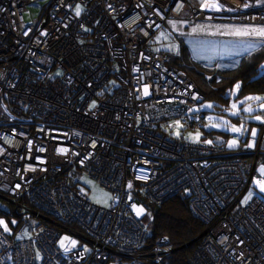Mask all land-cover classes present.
<instances>
[{"label": "built area", "instance_id": "1", "mask_svg": "<svg viewBox=\"0 0 264 264\" xmlns=\"http://www.w3.org/2000/svg\"><path fill=\"white\" fill-rule=\"evenodd\" d=\"M169 22L264 25V0H0V216L18 221L0 224V264H161L172 250L146 245L133 208L178 194L204 226L189 264H264V200L241 204L262 182L261 142L174 135L198 128L204 96L156 47ZM72 169L108 207L69 185Z\"/></svg>", "mask_w": 264, "mask_h": 264}, {"label": "rangeland", "instance_id": "2", "mask_svg": "<svg viewBox=\"0 0 264 264\" xmlns=\"http://www.w3.org/2000/svg\"><path fill=\"white\" fill-rule=\"evenodd\" d=\"M194 6L198 5L200 0H189ZM46 1H41L38 5L29 6V12L32 17H37L40 14L41 8L45 5ZM195 3V4H193ZM77 8L81 9L80 14H76ZM75 15L80 16L83 9L76 5L72 11ZM189 24H184L178 22L166 23L164 30L157 34L155 38L156 47L159 50L167 51L171 53V56H175L179 53L180 46H184L189 53L190 58L193 62L201 65L205 68H214L216 70H225L234 68L237 66L242 59H246L251 56L252 53L264 48V37L256 35L253 30L264 29V25H228V24H201L193 35H189L187 30ZM183 27V28H182ZM237 31L241 33L247 31L251 34L249 35H237ZM261 70H264V65ZM208 77L211 73L206 72ZM238 89L233 86L231 92L229 93L230 101L228 108L219 106L210 101H204L199 104L194 112L202 114V120H200V125L195 130H185L183 133L178 130H174L175 136L183 137L185 140L190 142H204L209 143H219L225 144L229 149H235L237 147V142L235 147H229V143L232 142L228 140L229 135H238L249 133V137L253 138L252 131L256 132V139H252L248 145L251 147L256 146L261 142L264 147V116L262 113L264 108L261 104H264L261 100H247V97H260V96H238ZM239 97V98H238ZM212 105V107H208ZM233 105H236L233 108ZM251 106V112H245L244 109ZM236 112V115L232 113ZM259 116L260 119H256ZM239 120H236V119ZM262 126V127H261ZM261 127V129H260ZM233 128L241 129L239 132L233 131ZM183 129V128H181ZM260 129V131H259ZM259 132V133H258ZM198 135V139H197ZM248 136L245 139L249 140ZM264 149L260 150V152ZM256 169V167H255ZM68 183L71 186H77V188H82L88 193L89 200L92 204L100 207H108L112 201V194L101 190L98 185L90 179L87 174L82 170L72 169L67 175ZM252 186H257L252 184ZM259 187V185H258ZM253 188V187H252ZM249 189L241 201L244 205L253 197V190ZM257 189V195L262 196V191L260 187ZM255 195V194H254ZM264 200V196L261 197ZM2 204H5L2 203ZM143 209V212L138 214L137 210ZM133 212L137 217L146 218L144 223L145 229L148 228V223L151 222V214L141 205H135ZM7 220L11 222L12 225L17 224V220L14 218H5L0 216V221L4 229L5 226L7 230H11L9 225L7 226ZM71 236L67 233L61 234L59 240L57 241V246L62 250L67 249V245L71 240ZM109 264H139L124 261L123 263L111 262Z\"/></svg>", "mask_w": 264, "mask_h": 264}, {"label": "trees", "instance_id": "3", "mask_svg": "<svg viewBox=\"0 0 264 264\" xmlns=\"http://www.w3.org/2000/svg\"><path fill=\"white\" fill-rule=\"evenodd\" d=\"M171 65L184 72L194 82L204 96V101L228 108V95L237 84L240 85L239 97H264V70H261L264 65V48L242 59L234 68L216 70L193 62L186 48L180 46L179 53L171 56ZM205 71L211 73V76L208 77ZM258 113L264 116V111ZM202 118L200 114V119ZM239 156L246 158L245 154ZM143 206L151 214V222L146 229V245L151 247L157 238H164L172 250L170 254L163 256L161 264H189L188 259L195 247L193 241L203 231L204 226L190 211L188 197L178 194L159 205L144 201ZM140 220L143 224L146 222L144 217ZM141 264L155 263L148 261Z\"/></svg>", "mask_w": 264, "mask_h": 264}, {"label": "snow or ice", "instance_id": "4", "mask_svg": "<svg viewBox=\"0 0 264 264\" xmlns=\"http://www.w3.org/2000/svg\"><path fill=\"white\" fill-rule=\"evenodd\" d=\"M213 6H214V7H218V5H213ZM80 11H81V9L77 8V10H76V14L79 15V14H80ZM253 33L256 34V35H259V36H261V37H264V29L253 30ZM236 34H237V35H241V34H243V35H249V34H251V33L247 32V31H245V32H243V33H241L240 31H237ZM239 87H240V85L237 84V85H236V89H239ZM145 92H147V89H145ZM246 99H247V100H264V97H247ZM208 107H212V105H208ZM235 107H236V105H233V108H235ZM261 107L264 108V104H261ZM244 111H245V112H251V111H252V107L249 106V107L245 108ZM232 114H233V115H236L237 113H236V112H233ZM256 119L259 120L260 117L257 116ZM262 122H264V121H262ZM233 131H235V132H239V131H241V129L233 128ZM252 136H253V137L256 136V132H255V130L252 131ZM197 139H198V135H197ZM209 143H211V142L209 141ZM235 146H236V142H235V141H232V142L229 143V147H230V148H231V147H235ZM251 146H252V145H249V147H251ZM262 171H264V169H262ZM257 183L259 184L260 191L264 192V182H259V181H258ZM129 186H131V185H129ZM137 212H138V214H140V213L143 212V209H138ZM0 224H3V221H0ZM5 230H7L6 226H5ZM73 243H74V242H73Z\"/></svg>", "mask_w": 264, "mask_h": 264}, {"label": "crops", "instance_id": "5", "mask_svg": "<svg viewBox=\"0 0 264 264\" xmlns=\"http://www.w3.org/2000/svg\"><path fill=\"white\" fill-rule=\"evenodd\" d=\"M246 136L249 137V133H245ZM257 136L253 137V138H250L251 140L252 139H255ZM261 148L262 150L264 149V147L262 146L261 144ZM262 169H264V151L260 152L259 155H258V158H257V162H256V172H257V175L259 177L262 178V182H264V171H262ZM257 185L256 187L253 186L252 190H253V193L255 194L257 192V189L256 188H259L258 185L259 184H255ZM253 194V196H254ZM262 196H264V192H262Z\"/></svg>", "mask_w": 264, "mask_h": 264}]
</instances>
